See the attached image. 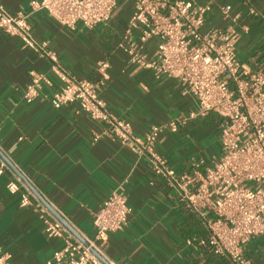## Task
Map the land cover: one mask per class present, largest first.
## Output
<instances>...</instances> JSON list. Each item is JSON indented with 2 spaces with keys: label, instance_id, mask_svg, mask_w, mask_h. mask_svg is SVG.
<instances>
[{
  "label": "crops",
  "instance_id": "obj_1",
  "mask_svg": "<svg viewBox=\"0 0 264 264\" xmlns=\"http://www.w3.org/2000/svg\"><path fill=\"white\" fill-rule=\"evenodd\" d=\"M29 2L0 0L11 12H27ZM222 4L239 15L236 52L242 67L264 71V0H216L205 28L227 25ZM132 13L130 0H117L111 19L94 28L62 25L44 10L32 13L29 21L33 36L47 41L60 64L79 77L97 80L99 65L109 60L110 79L100 97L113 115L130 120L134 132L144 136L154 124L188 117L197 102L179 80L157 78L118 48ZM155 48V40L146 44L149 54ZM48 68V59L20 38L0 32V151L44 200L81 236L92 238L96 213L123 184L132 210L124 228L109 234L105 259L117 264H229L227 256L211 250L204 221L182 202L176 187L156 175L132 147L121 146L108 124L77 103L55 109L46 99L23 100L31 72ZM220 121L209 112L186 120L175 132L161 133L157 149L176 175L201 176L214 165L221 153ZM210 140L219 150L211 157ZM9 178V172L0 175V249L11 254V264H47L64 240L46 235L34 205L20 206V195L6 188ZM243 248L252 264H264V236L250 238Z\"/></svg>",
  "mask_w": 264,
  "mask_h": 264
},
{
  "label": "built area",
  "instance_id": "obj_2",
  "mask_svg": "<svg viewBox=\"0 0 264 264\" xmlns=\"http://www.w3.org/2000/svg\"><path fill=\"white\" fill-rule=\"evenodd\" d=\"M130 1L133 13L118 48L128 54L129 62L152 70L157 78L179 80L184 92L196 99L197 110L188 117L154 124L139 136L131 121L113 115L100 97L110 79L109 60L99 65L97 80L79 77L60 64L47 41L33 36L29 19L36 11L44 10L71 28L77 23L94 28L111 19L117 0H30L27 12H11L0 3V32L20 38L49 61L47 71L31 72L23 100L32 103L46 99L55 109L77 103L91 117L108 124L110 135L121 146L132 147L139 158H146L154 173L167 178L182 202L202 218L214 253L227 256L229 264H252L243 245L254 236H264V71L242 67L236 52L239 15L229 4H222L219 8L227 25L205 28L216 0L206 4L191 0ZM153 40L156 48L149 54L146 44ZM209 112L221 117L219 157L201 176L176 175L157 149L161 133L167 129L175 132L186 120ZM8 172V192L20 195V206H35L49 238L64 240L47 264H117L105 259L102 250L109 234L124 228L132 210L123 184L96 213L94 236L81 238L64 215L31 190L25 175L0 151V175ZM10 258L9 252L0 249V264H11Z\"/></svg>",
  "mask_w": 264,
  "mask_h": 264
},
{
  "label": "water",
  "instance_id": "obj_3",
  "mask_svg": "<svg viewBox=\"0 0 264 264\" xmlns=\"http://www.w3.org/2000/svg\"><path fill=\"white\" fill-rule=\"evenodd\" d=\"M10 162V161H9ZM10 164L12 165V166H14L11 162H10ZM24 178V180L26 181V183L28 184V186L31 188V190L36 194V195H38L40 198H42L43 200H44V198L41 196V194L30 184V182L25 178V177H23ZM59 217L68 225V222L62 217V216H60L59 215ZM76 234L79 236V237H81V235L79 234V233H77L76 232ZM82 238V237H81ZM94 252H95V250L94 249H92ZM96 253V252H95ZM97 254V253H96ZM101 257V256H100ZM102 258V257H101ZM103 259V258H102Z\"/></svg>",
  "mask_w": 264,
  "mask_h": 264
},
{
  "label": "rangeland",
  "instance_id": "obj_4",
  "mask_svg": "<svg viewBox=\"0 0 264 264\" xmlns=\"http://www.w3.org/2000/svg\"><path fill=\"white\" fill-rule=\"evenodd\" d=\"M213 140H210V157L213 153H218V147L215 143H212Z\"/></svg>",
  "mask_w": 264,
  "mask_h": 264
}]
</instances>
